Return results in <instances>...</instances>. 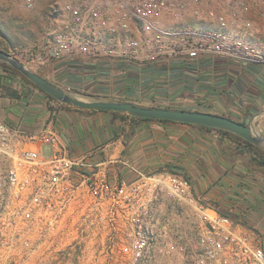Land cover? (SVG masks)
I'll list each match as a JSON object with an SVG mask.
<instances>
[{
    "label": "built area",
    "instance_id": "obj_1",
    "mask_svg": "<svg viewBox=\"0 0 264 264\" xmlns=\"http://www.w3.org/2000/svg\"><path fill=\"white\" fill-rule=\"evenodd\" d=\"M201 1L54 0L46 52L51 61L79 57L106 63L115 83L123 73L114 71L123 63L140 71L159 65L190 68L217 56L264 65V50L228 36L225 13L208 12L217 27L180 25L192 5ZM231 1V17L236 18L242 4ZM25 3L32 8L36 0ZM139 90L134 95L140 96ZM16 132L0 119V264H21L41 248L51 250L57 238L65 241L68 220L73 236L68 247L58 250L63 256L81 259L89 246L94 259L104 261L182 264L179 260L188 248L167 237L156 212V204L166 197L196 210L200 230L195 264H264L259 239L239 230L231 216L202 202L184 175L165 167L137 171L133 179L111 178L102 173L101 163L71 155L56 132L30 136L50 146L49 154L21 147Z\"/></svg>",
    "mask_w": 264,
    "mask_h": 264
},
{
    "label": "crops",
    "instance_id": "obj_2",
    "mask_svg": "<svg viewBox=\"0 0 264 264\" xmlns=\"http://www.w3.org/2000/svg\"><path fill=\"white\" fill-rule=\"evenodd\" d=\"M207 19L202 26L210 27L213 22L212 27H217L215 18ZM47 36L44 38L49 41ZM44 65L51 64L43 62ZM51 69L57 73V63ZM154 69L155 74L144 69L137 77L135 84L142 92L140 96L133 94L135 97L124 88L132 83L125 74L117 77L116 83L100 81L93 73L75 76L72 81L81 83L79 90L90 89L93 94L111 99L138 97L163 104L184 101L186 107L182 108L194 110L216 107L264 132V65L209 56L191 68L159 65ZM64 79L59 75L58 80ZM7 83L20 89L0 97V119L18 131L16 138L21 147L44 152L48 145L30 136L56 132L71 155L101 163L100 170L111 178L120 175L133 179L137 171L178 166L183 170L176 171L190 177L199 199L231 216L239 230L253 234L264 245V169L251 164L248 154L236 153L232 138L193 124L61 105L0 66V85ZM148 89L151 93L145 95ZM13 106L16 112L8 110Z\"/></svg>",
    "mask_w": 264,
    "mask_h": 264
},
{
    "label": "rangeland",
    "instance_id": "obj_3",
    "mask_svg": "<svg viewBox=\"0 0 264 264\" xmlns=\"http://www.w3.org/2000/svg\"><path fill=\"white\" fill-rule=\"evenodd\" d=\"M53 1L54 0H36L34 7L29 8L26 5L25 0H0V25L11 37H17V39H13L12 44L0 35V47L6 49L8 52L22 60L37 73L43 74L50 81L59 83V86L69 90L67 84L63 80H58L59 75H57L56 72L54 74V71L51 69V66L54 63H58V61H48L49 56L46 52L50 43L47 38L44 37L47 34L46 31L50 28L48 16ZM240 3L242 4V7L238 8L236 18L231 17L233 16V5L231 0H203L201 2L194 3L192 5V11L186 19V22L187 24H192V26L201 27L202 24L204 22L206 23L208 20V12L225 13L228 15V24L225 29L228 36L243 39L261 50H264V0H240ZM212 26L213 22L210 23V27ZM14 44H17V46H13ZM43 62L51 65L43 66ZM10 73L12 72L10 71ZM12 74H14L17 78L19 77V79L26 84L20 75L16 73ZM27 86L40 92L34 86ZM77 88L78 87H75V89ZM0 89L1 96H4L13 95V91L17 92L20 88L18 85L15 86L7 83L0 85ZM80 89L81 90L78 88L77 92L70 90L71 94L85 100L94 101L83 94V92H89V89ZM49 100L61 105L64 104L58 100ZM142 103L148 104L152 102L145 101ZM171 105L186 107V103L184 101ZM198 108L199 109L197 110L227 115L225 112H221V110L216 107L200 106ZM8 110L16 112L15 106L8 107ZM262 134H264V132H262ZM44 152L45 154H49L51 152V147L46 146ZM200 200L204 202L202 199ZM156 212L158 213L160 220H162L167 237L171 238L178 244L187 246L188 248L187 252L181 255L182 258L179 260L180 263L195 264L193 255L195 253L197 238L200 230L195 208L187 202H176L166 197L161 202L156 204ZM72 229L73 227L71 221L68 220L65 232L62 234V236H65V241L61 239L58 241L57 238L54 247H52L51 250H47L45 247L41 248L34 254V258L20 263L131 264V262L127 259H114L108 261H104L102 258L94 259L93 251L89 246H87L85 255L82 256L81 259L71 258L68 255H61V252L59 253L58 250L68 247L70 242L69 238H72L73 236V232H71Z\"/></svg>",
    "mask_w": 264,
    "mask_h": 264
},
{
    "label": "water",
    "instance_id": "obj_4",
    "mask_svg": "<svg viewBox=\"0 0 264 264\" xmlns=\"http://www.w3.org/2000/svg\"><path fill=\"white\" fill-rule=\"evenodd\" d=\"M0 60L17 69L23 76L31 80L43 91L64 104L90 109L119 111L138 118L164 119L224 129L237 134L251 143L264 147V134L253 123L246 124L227 115L202 110L149 107L121 101H89L67 92L64 88L50 81L48 78L41 76L22 60L6 50L0 49ZM173 169L178 171L183 170L178 166H173Z\"/></svg>",
    "mask_w": 264,
    "mask_h": 264
},
{
    "label": "trees",
    "instance_id": "obj_5",
    "mask_svg": "<svg viewBox=\"0 0 264 264\" xmlns=\"http://www.w3.org/2000/svg\"><path fill=\"white\" fill-rule=\"evenodd\" d=\"M0 35L3 36L6 41L11 42L12 44H13V39H17V37H11L9 34H7V32L3 30L1 25H0ZM13 46L16 47L17 44H14ZM0 49H3V48L0 47ZM3 50H6V49H3ZM0 66H2V68L4 70H6V71H9V72L11 71L12 73H16V74L20 75V77L24 80V82L27 85H31V86L36 87L40 92H42L49 99L56 100L53 96H51L47 92L43 91L41 88H39L37 85H35L31 80H29L28 78L23 76L17 69L12 67L11 65H9L6 62L0 60ZM137 67L138 66H135L133 64L123 63L121 65H118L116 67V70L114 71V74L123 73V74H125V76L130 78V81L132 83H128L124 87L125 90L128 91V93L136 94L138 92L139 86L137 84H135V83H137V81H135V79H137V77L141 73L145 72V71L144 72L142 71L144 69H142L140 71L139 69H137ZM178 67H183L184 68L185 66H179L178 65ZM186 68L187 67H185V69ZM145 70H148L150 74H152V73L155 74L157 72L154 68H150V69L149 68H145ZM58 72H60V74H57V75H62L63 77H65L64 82L67 84L68 87L71 88L69 90L65 89L69 93H71L72 90L77 92V89H75V87H77L78 85L80 86V84H81V83L80 84H76L74 81H72V80H74L73 78L75 76L82 75V74H83V76L84 75L86 76L88 73L89 74L93 73V74H98V77H100V79H101L100 81H106V82H108V81L110 82L109 79L111 77L110 73H109L110 69H109V67L107 66L106 63H103V62H100V61H96V60H93V59H83V58H79V57H76L74 59H67V60L58 62L57 63V73ZM135 73H137V74H135ZM146 73H148V72H146ZM39 74L41 76L45 77L43 74H41V73H39ZM54 83H56V82H54ZM56 84H59V83H56ZM105 84H107V83H105ZM12 94H15L14 91H13ZM83 94H85L86 96H88L89 98H91L94 101H99V100H102V99H106V100H103V101L132 102V103H135V104H138V105L149 106V107H169V108H177V109H189V108L177 107V106L171 105V104H162L161 102H159L157 100H152L151 101L152 103L146 104V103H142V102H145V100L139 99V98L111 99V98H107V97H103V96H100V95L93 94V93H91L90 89H89V92H86V93L83 92ZM134 118H138V117H134ZM144 119H149V118H144ZM160 120L169 121V120H164V119H160ZM243 123H245V122H243ZM198 126L201 127V128L208 129V130H217L221 134L226 135L229 138H232L233 142L236 143V146L234 147V150L236 151V153L248 154L249 158H250L249 162L251 164L256 165V166L264 169V147L258 146V145L254 144V143H251V142L245 140L244 138L238 136L237 134H235L233 132H230L228 130L218 129V128H211V127H205V126H200V125H198ZM167 168L170 171L174 172V173H180V172L174 170L173 168H171L170 166H168ZM180 174L184 175L185 178H187L188 180L192 181L190 179V177L187 176L186 174H184V173H180ZM222 213H224V212H222ZM224 214H226V213H224Z\"/></svg>",
    "mask_w": 264,
    "mask_h": 264
}]
</instances>
